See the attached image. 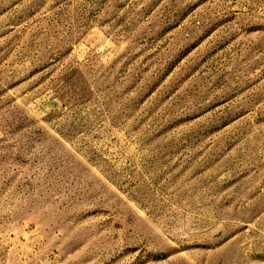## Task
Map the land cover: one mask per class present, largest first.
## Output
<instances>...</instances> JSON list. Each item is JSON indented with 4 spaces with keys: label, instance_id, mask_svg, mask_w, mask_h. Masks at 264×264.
I'll return each instance as SVG.
<instances>
[{
    "label": "rangeland",
    "instance_id": "obj_1",
    "mask_svg": "<svg viewBox=\"0 0 264 264\" xmlns=\"http://www.w3.org/2000/svg\"><path fill=\"white\" fill-rule=\"evenodd\" d=\"M0 264H264V0H0Z\"/></svg>",
    "mask_w": 264,
    "mask_h": 264
}]
</instances>
